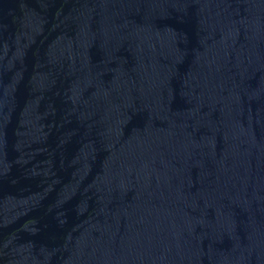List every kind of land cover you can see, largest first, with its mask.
I'll return each mask as SVG.
<instances>
[{
  "label": "water",
  "instance_id": "water-1",
  "mask_svg": "<svg viewBox=\"0 0 264 264\" xmlns=\"http://www.w3.org/2000/svg\"><path fill=\"white\" fill-rule=\"evenodd\" d=\"M0 264H264V0H0Z\"/></svg>",
  "mask_w": 264,
  "mask_h": 264
}]
</instances>
